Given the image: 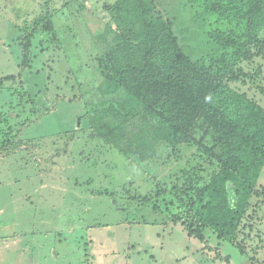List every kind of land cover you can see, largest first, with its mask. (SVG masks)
Returning a JSON list of instances; mask_svg holds the SVG:
<instances>
[{"label": "rangeland", "instance_id": "1", "mask_svg": "<svg viewBox=\"0 0 264 264\" xmlns=\"http://www.w3.org/2000/svg\"><path fill=\"white\" fill-rule=\"evenodd\" d=\"M118 1L0 0V264H264V171L235 243L210 228L204 241L188 234L184 222L194 201L207 200L199 195L221 150L202 120L195 141L156 144L148 157L93 126V107L120 97L103 87L99 60L125 29ZM154 1L151 17L172 22L199 74L224 76L239 108L264 110L260 15L223 18L208 0ZM250 19L255 37L243 29Z\"/></svg>", "mask_w": 264, "mask_h": 264}, {"label": "trees", "instance_id": "2", "mask_svg": "<svg viewBox=\"0 0 264 264\" xmlns=\"http://www.w3.org/2000/svg\"><path fill=\"white\" fill-rule=\"evenodd\" d=\"M208 3L223 18L260 15L259 28L264 26V0ZM154 4V0H119L113 6L116 21L125 29L114 34L99 60L108 72L103 87L120 97L93 107V126L123 152L148 157L156 144L175 147L195 141L202 120L221 149L213 153L212 164L218 170L201 189L199 198L206 195L207 200L192 203L193 218L184 224L189 236L201 241L210 228L219 239L235 243L264 171V110L251 102L239 108L224 76L199 74L181 50L172 22L151 17ZM243 29L257 35L251 19ZM112 115L124 121L139 118L141 125L133 130L112 126L108 120Z\"/></svg>", "mask_w": 264, "mask_h": 264}]
</instances>
